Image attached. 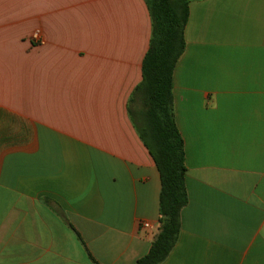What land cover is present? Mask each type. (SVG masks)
I'll return each mask as SVG.
<instances>
[{"label":"crops","instance_id":"obj_1","mask_svg":"<svg viewBox=\"0 0 264 264\" xmlns=\"http://www.w3.org/2000/svg\"><path fill=\"white\" fill-rule=\"evenodd\" d=\"M188 8L173 76L188 203L162 264H264V0ZM151 35L145 0H0V264L149 252L161 178L130 109Z\"/></svg>","mask_w":264,"mask_h":264},{"label":"trees","instance_id":"obj_2","mask_svg":"<svg viewBox=\"0 0 264 264\" xmlns=\"http://www.w3.org/2000/svg\"><path fill=\"white\" fill-rule=\"evenodd\" d=\"M145 1L152 35L142 64V82L131 98L134 106L141 99L144 109L136 112L132 108L130 113L142 121L141 138L160 172V228L149 252L136 264H162L179 238L180 214L188 203L184 140L173 107V76L186 47L190 0Z\"/></svg>","mask_w":264,"mask_h":264},{"label":"rangeland","instance_id":"obj_3","mask_svg":"<svg viewBox=\"0 0 264 264\" xmlns=\"http://www.w3.org/2000/svg\"><path fill=\"white\" fill-rule=\"evenodd\" d=\"M143 101L139 99L135 105L136 112H141L142 109H144V105L142 104ZM142 129V127H140Z\"/></svg>","mask_w":264,"mask_h":264},{"label":"built area","instance_id":"obj_4","mask_svg":"<svg viewBox=\"0 0 264 264\" xmlns=\"http://www.w3.org/2000/svg\"><path fill=\"white\" fill-rule=\"evenodd\" d=\"M143 226H144L145 228H149V227H150V225H149L148 223H144Z\"/></svg>","mask_w":264,"mask_h":264}]
</instances>
